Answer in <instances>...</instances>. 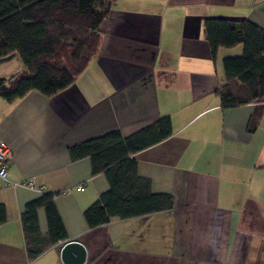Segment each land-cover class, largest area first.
Here are the masks:
<instances>
[{"label": "crops", "instance_id": "0c3cea01", "mask_svg": "<svg viewBox=\"0 0 264 264\" xmlns=\"http://www.w3.org/2000/svg\"><path fill=\"white\" fill-rule=\"evenodd\" d=\"M208 19L264 29V0H112L98 51L72 85L12 103L0 97L11 182L0 178V264H63L67 240L84 245V264H264V103L221 105L223 59L242 45L213 58ZM23 70L17 53L0 59V79ZM164 117L171 135L133 158L137 175L172 196L173 208L89 229L84 212L109 185L104 174L91 175L88 157L72 161L68 149L111 131L126 138ZM28 180L35 189L13 185ZM45 192L54 194L66 239L30 259L21 214ZM37 221L45 236L43 209Z\"/></svg>", "mask_w": 264, "mask_h": 264}, {"label": "trees", "instance_id": "16d2710c", "mask_svg": "<svg viewBox=\"0 0 264 264\" xmlns=\"http://www.w3.org/2000/svg\"><path fill=\"white\" fill-rule=\"evenodd\" d=\"M112 0H0V59L17 53L24 70L0 79V97L8 103L30 92L52 96L72 85L75 77L97 53L99 26ZM204 31L211 56L219 48L242 45L238 56L223 59V82L216 94L223 107L264 103V29L249 20L208 19ZM251 117L249 131L255 128ZM172 133L169 118L126 138L118 131L84 141L68 149L72 161L88 157L91 175L104 174L109 189L84 212L89 229L113 218L127 219L173 208V197L151 191L137 175L133 154ZM43 193L28 202L21 214L27 255L34 259L66 239L65 229L53 202ZM43 209L47 234L41 236L37 211ZM6 221L0 204V225Z\"/></svg>", "mask_w": 264, "mask_h": 264}, {"label": "water", "instance_id": "95a60500", "mask_svg": "<svg viewBox=\"0 0 264 264\" xmlns=\"http://www.w3.org/2000/svg\"><path fill=\"white\" fill-rule=\"evenodd\" d=\"M86 254L84 245L77 240H67L60 248V259L63 264H84Z\"/></svg>", "mask_w": 264, "mask_h": 264}, {"label": "built area", "instance_id": "2783aa9c", "mask_svg": "<svg viewBox=\"0 0 264 264\" xmlns=\"http://www.w3.org/2000/svg\"><path fill=\"white\" fill-rule=\"evenodd\" d=\"M9 147L8 145L0 140V178L6 183L11 184V182L7 179V160L9 157ZM13 185L23 186L28 189H35L33 180H28L27 182H23L20 184L13 183ZM78 189H82V185L77 186Z\"/></svg>", "mask_w": 264, "mask_h": 264}]
</instances>
